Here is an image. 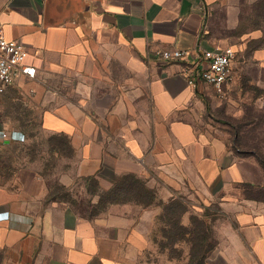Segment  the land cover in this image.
<instances>
[{
	"label": "crops",
	"instance_id": "1",
	"mask_svg": "<svg viewBox=\"0 0 264 264\" xmlns=\"http://www.w3.org/2000/svg\"><path fill=\"white\" fill-rule=\"evenodd\" d=\"M208 10L207 0H0V30L26 48L37 70L7 91H27L40 102L43 132L70 145L68 155L45 151L59 162L69 156L73 179L112 185L133 174L150 189H165V201L196 193L217 206L222 264H264V202L239 194L244 184L259 185L254 177L264 179L263 170L238 159L230 133L213 127V87L191 88L183 62L159 57L214 48L205 33ZM27 130L21 122L17 131ZM21 144L4 148L28 157L30 148H12ZM29 162H13L11 179L0 184L3 264H143L157 208L116 204L81 216L47 200L46 167L31 171Z\"/></svg>",
	"mask_w": 264,
	"mask_h": 264
},
{
	"label": "rangeland",
	"instance_id": "2",
	"mask_svg": "<svg viewBox=\"0 0 264 264\" xmlns=\"http://www.w3.org/2000/svg\"><path fill=\"white\" fill-rule=\"evenodd\" d=\"M257 0H207L208 15L205 27L206 37L211 39L216 46L233 47L237 51L235 77L233 82L225 87L224 93H216L211 115L213 127L219 133H230L226 136L233 141L234 133H239L238 159L254 162L258 166L257 158L248 154L255 150L264 159V46L256 47L255 40L262 37L261 30H253L248 14L252 5ZM65 91L70 92V85L65 86ZM40 102L30 92L7 91L0 96V125L2 131H17L21 122L28 129L24 134V141L15 147L30 148V155L20 152L11 155L5 145H0V184H6L13 175L14 163L29 160L28 167L31 171H39L41 165L45 166V181L49 191L47 200L61 201L81 216L96 217L110 206L131 203L137 211L150 213L152 208L158 209V215L153 220V229L150 235L151 249L142 251L143 264L152 262L163 264H222V260L215 253L219 245L215 227L219 226L216 214L217 206L209 204L196 193H175L179 205L171 207L172 200L165 201V189H149V195L122 193L117 190L115 183L120 179L112 176L110 171L103 175L112 185H103L97 178L77 177L73 179V172L69 170L67 159L62 156V161L54 160L48 156L47 148H61L70 153L69 141L65 137L47 136L40 125L42 108ZM0 132V133H1ZM52 137V138H50ZM121 144V141H118ZM232 147L235 145L231 142ZM73 163V162H72ZM55 166L60 170L55 171ZM73 167V164H72ZM261 167V166H260ZM262 169V167H261ZM263 170V169H262ZM21 176V172L17 173ZM23 174V172H22ZM142 180V179H141ZM257 186L255 200L264 201V179L254 177ZM70 183L66 186L64 182ZM144 181V180H142ZM145 182V181H144ZM263 182V183H262ZM146 184V183H145ZM241 190L239 194H245ZM154 195V200L151 197ZM140 201H138V200ZM153 199V198H152ZM173 200V201H175ZM148 202V203H147ZM169 207V208H168ZM183 212V213H182ZM187 216V217H186ZM179 224H176L177 218ZM186 217V218H185ZM149 224L147 225V227ZM183 227L191 232L185 235ZM207 237V241L204 240ZM137 254V253H136ZM0 264H3L1 259Z\"/></svg>",
	"mask_w": 264,
	"mask_h": 264
},
{
	"label": "built area",
	"instance_id": "3",
	"mask_svg": "<svg viewBox=\"0 0 264 264\" xmlns=\"http://www.w3.org/2000/svg\"><path fill=\"white\" fill-rule=\"evenodd\" d=\"M28 55L21 43L8 39L0 30V96L18 81L36 77V68L27 64ZM159 57L168 62H183L181 74L195 90L205 84L221 96L235 77L237 51L233 47L163 50ZM19 141H24V135L19 131L0 133V145Z\"/></svg>",
	"mask_w": 264,
	"mask_h": 264
},
{
	"label": "trees",
	"instance_id": "4",
	"mask_svg": "<svg viewBox=\"0 0 264 264\" xmlns=\"http://www.w3.org/2000/svg\"><path fill=\"white\" fill-rule=\"evenodd\" d=\"M248 18L251 22V25H252L251 28L253 30H261L262 31V37L258 40H255L254 45H256V47L264 46V0H257L252 5L251 11L248 14ZM239 141H240V136H239V133H237V131H236V133H234V136H233V144L235 145L234 147L237 150H239L238 149ZM248 154L257 158V161H258L259 165L262 167L263 173H264V159L262 158V156H260L258 154V152L255 150L248 151ZM115 188L117 190L124 191L122 193H131L132 194L133 192H135L138 195L143 193V194L148 196L149 193L151 192L149 189H147L145 182L142 181L141 178H139L133 174H128V175L122 176L121 179L117 183H115ZM244 188H245V192H246L245 196L247 198H251L254 200H255V198H253V196L247 195L248 192H250L249 194H253V192L255 190H258V192L260 190H262V187L256 186L253 184H244ZM150 200L151 201H148L149 203H151L154 200V195H152ZM176 201L177 200L172 201L171 207H174L175 205H179L181 203L180 201L179 202H176ZM179 218L180 217L177 218L176 224H179ZM183 230H185L184 233H186V234H184V236L185 235L189 236V234L191 233L188 228L183 227ZM204 240L207 241V237L206 238L204 237ZM1 259H2V255L0 254V261H1Z\"/></svg>",
	"mask_w": 264,
	"mask_h": 264
}]
</instances>
